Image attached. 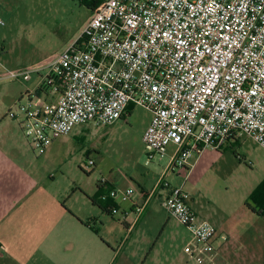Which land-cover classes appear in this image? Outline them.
Returning a JSON list of instances; mask_svg holds the SVG:
<instances>
[{
	"label": "built area",
	"instance_id": "2783aa9c",
	"mask_svg": "<svg viewBox=\"0 0 264 264\" xmlns=\"http://www.w3.org/2000/svg\"><path fill=\"white\" fill-rule=\"evenodd\" d=\"M92 11L61 54L6 72L25 80L39 74L36 88L5 115L19 121L35 152L44 154L77 126L114 124L130 105L151 112L143 133L146 165L169 156L168 168L190 170L194 154L242 135L264 147V0H103ZM161 185H169L164 176ZM109 195L128 201L133 190L114 187ZM191 198L182 184L163 204L198 241L185 251L203 262L218 231Z\"/></svg>",
	"mask_w": 264,
	"mask_h": 264
},
{
	"label": "rangeland",
	"instance_id": "374dc122",
	"mask_svg": "<svg viewBox=\"0 0 264 264\" xmlns=\"http://www.w3.org/2000/svg\"><path fill=\"white\" fill-rule=\"evenodd\" d=\"M11 1L16 7H11ZM0 7L6 19L5 25L0 26V64L18 72L42 65L61 54L79 37L93 13L82 0H0ZM39 78V74L34 72L28 81L35 82ZM20 81H25L23 76H11V104ZM1 101L0 93V115L3 112ZM7 118L13 123V118ZM150 119L148 109L133 105L126 117L114 124L90 122L60 136L41 159L43 169L46 154L44 174L49 183L54 182L51 184L60 188L74 184L91 189L105 177L121 189L131 188L133 198L139 194L140 184L152 188L168 157L145 164L142 135ZM19 132L25 140L23 132ZM27 144L30 147L28 140ZM169 150L172 151V147ZM90 159L95 161L94 165L89 164ZM196 159L191 171L184 167L170 169L165 181L171 187L184 184L191 194L193 208L208 220L234 221L246 213L257 217L256 224L262 229L254 230L250 242L263 245L264 218L254 214L246 202L250 198L253 208L261 211L251 196L264 194V147L252 137L242 135L238 141H232L221 149L208 147L200 155L194 154L192 161ZM117 200L122 208L131 202L120 197ZM154 208L156 214L139 224L132 234L128 242L132 245L131 250H123L115 257L114 264L121 261H126L125 264H144L143 260L149 255L145 264H187L188 258L191 264H196L198 260L185 252V246L198 245L197 239L178 220L170 218L163 206L156 205ZM121 216V211H115L110 217L108 233L104 231L115 246L123 237L118 220ZM94 220L91 219L92 222ZM244 222L240 227L245 225L250 228L248 224L251 223ZM101 226L97 223V227ZM253 229L255 227L250 231ZM225 240L228 244L239 243L236 235ZM204 259L210 260L207 256ZM213 260L221 262L222 258L216 256Z\"/></svg>",
	"mask_w": 264,
	"mask_h": 264
},
{
	"label": "crops",
	"instance_id": "0c3cea01",
	"mask_svg": "<svg viewBox=\"0 0 264 264\" xmlns=\"http://www.w3.org/2000/svg\"><path fill=\"white\" fill-rule=\"evenodd\" d=\"M11 7H16L12 5V1ZM0 11L2 14L1 7ZM2 16L4 17L3 14ZM0 66V90L2 89L0 93L3 103V112L0 115V264H114L117 260L115 257L123 250L125 252L131 250L132 245L128 242L137 226L156 214L154 208L156 205L164 207V200L173 188L178 187H171L168 182L167 187L161 185L156 188L160 177L164 176L165 179L166 173L173 169V167L168 168L170 157L168 156L163 171L153 187L147 188L140 184L139 194L130 199L131 202L127 207L122 208L118 200L114 199L119 205L117 211H121L122 214L118 220L123 230V233L121 231L123 237L118 242V246H115L110 236L104 235V231L107 232L109 227L110 217L114 215L107 214L89 197L95 195L99 188L110 190L118 187V184L110 180L108 183L99 181L96 187L87 189L74 184L62 188L57 186V188L51 184L54 182L49 183L44 174L46 154L43 157L42 169L43 154L34 151L19 121L13 119L11 123L8 116H3L25 90L36 88L38 80L20 81L19 90L12 97L11 104V78L5 73L11 68L2 64ZM19 130L23 132L25 140ZM196 161L197 159L192 161L193 166ZM139 207H143V210L138 215ZM198 215L204 218L202 214L198 213ZM256 218L246 213L242 218L234 221L209 220L217 227L218 233L209 246L204 248V256L210 260L205 259L196 264H210L215 261L213 259L216 256L222 258V261H215L214 264H264V244L250 242L254 230L262 229L256 224L258 220ZM87 219H95L93 224L96 227L97 223L102 225L101 228L97 227L99 234L82 223L81 220ZM243 221L244 224L251 223L248 225L255 229L250 231L245 225L241 228ZM223 235L227 236V240L236 235L239 243L228 244L223 241L225 240ZM218 242L220 243L217 244ZM186 253L191 256V253ZM140 258L142 261V256ZM149 258L150 255L143 260L144 264ZM125 262L121 261L119 264ZM187 264H191L189 258Z\"/></svg>",
	"mask_w": 264,
	"mask_h": 264
},
{
	"label": "trees",
	"instance_id": "16d2710c",
	"mask_svg": "<svg viewBox=\"0 0 264 264\" xmlns=\"http://www.w3.org/2000/svg\"><path fill=\"white\" fill-rule=\"evenodd\" d=\"M103 0H82V2H84L91 10H94L96 7H98V5L102 2ZM133 105H130L127 108V113L130 112V110L132 109ZM251 197H253L259 207H261V211L260 210H256L255 208H253V206L250 203V198L247 200L246 205L247 207L259 214L262 215L264 217V194H254ZM93 203L97 204L99 207H101L107 214L109 215H114L115 210H117L119 208L118 203L114 200V198H112L109 195V189H104L102 190L101 188H99V190L97 191V193L91 197H89ZM83 224H85L86 226L90 227L95 233L99 234V230L96 226H94L93 222L90 219L87 220H81Z\"/></svg>",
	"mask_w": 264,
	"mask_h": 264
}]
</instances>
